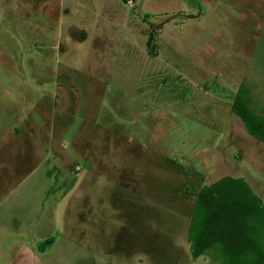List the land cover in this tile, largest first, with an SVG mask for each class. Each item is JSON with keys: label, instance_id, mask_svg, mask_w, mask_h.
Instances as JSON below:
<instances>
[{"label": "rangeland", "instance_id": "rangeland-1", "mask_svg": "<svg viewBox=\"0 0 264 264\" xmlns=\"http://www.w3.org/2000/svg\"><path fill=\"white\" fill-rule=\"evenodd\" d=\"M0 28V264H221L189 227L224 178L264 201L231 110L264 118V0H0Z\"/></svg>", "mask_w": 264, "mask_h": 264}, {"label": "trees", "instance_id": "trees-1", "mask_svg": "<svg viewBox=\"0 0 264 264\" xmlns=\"http://www.w3.org/2000/svg\"><path fill=\"white\" fill-rule=\"evenodd\" d=\"M239 92L232 105L251 137L264 144V118ZM188 241L191 256L211 255L221 264H264V201L243 179L224 178L204 187L197 198Z\"/></svg>", "mask_w": 264, "mask_h": 264}, {"label": "crops", "instance_id": "crops-1", "mask_svg": "<svg viewBox=\"0 0 264 264\" xmlns=\"http://www.w3.org/2000/svg\"><path fill=\"white\" fill-rule=\"evenodd\" d=\"M2 30V31H1ZM4 30H5V28H3V29H1L0 28V33L1 32H3L4 33ZM5 34V33H4ZM1 82H3V78H0V83ZM5 82V81H4ZM2 86H3V83H2ZM2 89V88H1ZM1 94H3V92L1 93ZM0 94V97L2 96ZM5 98V95L3 96V99ZM2 99H0V108L1 107H3L4 106V104H5V102L2 100ZM251 109V108H250ZM252 110V109H251ZM12 126V130H14V131H17V130H21V126L22 125H17V124H13V125H11ZM7 128H6V125H0V131H4V130H6ZM19 139H21V133L19 134V137H18ZM18 161H20V159L18 160ZM263 201V200H262Z\"/></svg>", "mask_w": 264, "mask_h": 264}, {"label": "built area", "instance_id": "built-area-1", "mask_svg": "<svg viewBox=\"0 0 264 264\" xmlns=\"http://www.w3.org/2000/svg\"><path fill=\"white\" fill-rule=\"evenodd\" d=\"M130 2H132L133 0H129Z\"/></svg>", "mask_w": 264, "mask_h": 264}]
</instances>
